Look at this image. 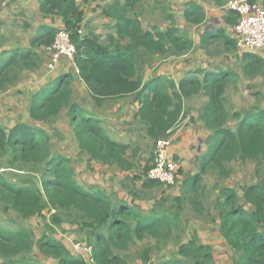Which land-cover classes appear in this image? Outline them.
Returning a JSON list of instances; mask_svg holds the SVG:
<instances>
[{
	"label": "trees",
	"instance_id": "obj_1",
	"mask_svg": "<svg viewBox=\"0 0 264 264\" xmlns=\"http://www.w3.org/2000/svg\"><path fill=\"white\" fill-rule=\"evenodd\" d=\"M141 1L109 2L101 14L114 21L111 27L115 35L101 38L83 31L84 11L76 0H39L40 14L50 21L36 28L30 47L12 53L7 65L12 61L22 63L23 67L38 68L40 58L35 49L50 46L57 30H66L75 46L78 76L90 98L99 105L106 98L132 96L139 104L133 119L154 143L168 138L177 128L184 115V99L201 92L207 101L199 118L210 133L206 149L197 158L198 171L185 180L189 203L196 215L205 212L201 181L208 170L216 172L222 180L232 173L228 166L230 162H256L258 179L243 190V198L252 205V210L245 211L238 204L235 190L226 186L220 188L215 206L219 213L220 234L231 250L230 264H264V109L252 108L243 114L229 113L225 109L221 96L231 81L227 70L214 73L198 69L186 73L177 84L165 76H156L143 83L135 62L139 52L179 55L191 49L192 41L179 34L170 13L165 16L169 20L165 30L156 26L151 31L144 30L140 20L130 14ZM210 1L217 6L226 2ZM158 3L165 13L167 8L161 1ZM226 14L225 22L233 25L236 14L228 9ZM184 18L192 24L201 23L205 19L204 8L190 1L184 10ZM219 36L231 46L229 51H236L235 40L224 36L223 30L215 34L216 38ZM122 41H126L125 44ZM240 68L244 75H256L264 69V56L241 51ZM2 69L3 66L0 68V90L5 88L6 79ZM63 109L73 126L80 153L120 171L129 172L134 168L128 152L135 156V149L130 143L116 141L104 130L101 120L89 115L74 101L72 77L68 73L57 75L51 83L31 95L29 114L34 121L46 123ZM230 116L239 119L235 131L226 126ZM0 153L11 155L6 159L8 162L39 166L44 170L40 186L35 184L34 178L23 177L13 182L7 173L0 172V200L5 203L4 210H12L27 220L44 219L45 208L75 212L82 226L90 230V237L93 236V257L98 264H129L126 258L114 252L113 247L125 250L129 243L146 236L160 240L170 236L171 226L178 225V210L176 213L143 215L125 201L113 203L103 189L79 185L74 179L70 158L51 150L48 135L42 128L22 122L8 130L0 125ZM151 166L145 165L143 169L142 185L145 188L161 185L157 179H147ZM51 220L54 224L62 223L56 214ZM106 226L108 232L104 234L102 230ZM83 243L90 244V239L85 238ZM34 249L44 259L54 260L55 264H84L61 237L42 234L34 239L25 228L11 230L0 225V264H36ZM135 264H153L147 250L140 254V261ZM159 264H214V252L208 243L193 237L178 242L176 256Z\"/></svg>",
	"mask_w": 264,
	"mask_h": 264
},
{
	"label": "crops",
	"instance_id": "obj_2",
	"mask_svg": "<svg viewBox=\"0 0 264 264\" xmlns=\"http://www.w3.org/2000/svg\"><path fill=\"white\" fill-rule=\"evenodd\" d=\"M76 1L84 11L82 23L84 25L83 31L86 34H96L101 38H105L108 34L115 35L111 27L114 21L111 18H105L101 14L102 9L114 0ZM158 1H161L165 8H167L165 13L162 12ZM190 1L196 2L204 8L205 19L201 23L192 24L184 18V10L188 8ZM122 2L123 0H120V3ZM38 5L39 0H0V68L3 66L2 71L6 75L4 81L5 88L0 90V125L8 130L16 123L22 122L46 131V124L50 123L57 132L60 131L64 135L66 143L70 142L71 144V136L66 125V122L70 124L66 109H63L56 117H53L46 123L34 121L29 114L31 95L51 83L57 75L68 73L72 77L74 101L84 110H86L84 107V101H86L88 111L92 112L89 115L101 120V122L106 120L107 128H109L108 134L116 141L125 143L123 138L126 137V133L123 132L120 122L126 118V115L130 113L131 109H135L136 112L139 107L138 102L134 101L132 96L117 99L106 98L97 105L90 98L86 86L78 76L75 62L63 58L56 71L53 73L47 71V47L35 49L40 58L38 68L31 69L30 67H23L22 63L16 64L12 61L7 65L6 61L9 60L12 53L15 51H25L30 47V39L34 35L36 28L41 24L49 23V18H44L40 14ZM134 9L136 13L134 16L140 20L142 28L150 31L154 25L160 30H165L169 26V20L165 16L169 13L172 14L175 27L178 29L179 34L192 41L191 49L179 55L139 52L140 54L135 56V62L138 71L142 75L143 83L156 76H165L174 80L177 84L186 73L194 72L198 69L214 73L219 70H227L230 73L231 81L227 83L221 96V101L225 109L229 113L239 112L241 114L252 108L264 109V69L253 76L244 75L240 68L241 51L237 49L236 45V51H229L231 46L225 42V39L222 36L215 37L218 31L223 30L224 36L234 40L232 36V25L225 22L227 9L224 5L217 6L210 0H142L135 5ZM123 42L125 43L126 41ZM253 53L258 57L264 56L262 52ZM5 62L6 64H4ZM239 62L240 65L238 64ZM198 75L200 78L202 77L200 74ZM197 98H200L201 101L198 104L190 105ZM206 101L207 98L201 92L188 99H184V115L180 122L184 125L186 124L187 129L182 134L179 133V122L177 128L168 138L177 136L178 139H182L181 145L172 144L171 152H169L170 156L174 153L180 158L181 170H183L181 177H186V179L197 172L196 168L195 170L191 168V158L194 157L195 161L206 149V140L210 132L203 127V122L199 118L201 108ZM118 116L120 117L119 120H117ZM238 123L239 119L230 116L226 122V126L229 130L235 131ZM102 126L107 132L103 123ZM46 133L48 134L47 131ZM75 146L78 148L76 138ZM168 147L170 149V146ZM58 152L66 157L70 156L65 147L60 148ZM85 156L88 155L86 154ZM233 162L235 161L230 162L228 166L231 167ZM249 162L252 161L248 160L244 163L248 166ZM90 163L94 168L100 167L95 160H92ZM209 171L211 170L206 172L207 175ZM232 173L230 175L231 182L227 183L229 177L226 178V187L235 190L238 204L245 211L250 212L252 205L245 202L243 190L253 182L246 181L247 183H245L241 180L243 177L242 174L233 175ZM205 178L203 176L204 180ZM185 190H187L186 187ZM204 190L202 186L201 197L203 196ZM216 196L218 197L219 194H216ZM0 202L4 203L1 200ZM4 206L0 209L1 214L4 213ZM216 224V232L220 236L219 241L225 244V249L230 253L229 246L220 234L219 220L216 221ZM68 244L71 245L70 243ZM208 244L214 252L212 244ZM49 260L50 262L47 264H55L54 260Z\"/></svg>",
	"mask_w": 264,
	"mask_h": 264
},
{
	"label": "rangeland",
	"instance_id": "obj_3",
	"mask_svg": "<svg viewBox=\"0 0 264 264\" xmlns=\"http://www.w3.org/2000/svg\"><path fill=\"white\" fill-rule=\"evenodd\" d=\"M130 14L131 16L136 15L135 9H133ZM254 52H262L264 55V49ZM238 64L240 65V62ZM200 101V98H197L193 100L190 105L198 104ZM84 107L88 114L92 113L88 111L86 101H84ZM134 112L135 109H131L130 113L126 115V118L120 122L123 132L126 133V137L123 138L124 142L130 143L131 147L136 151L135 156H130V151L128 152L129 159L134 163V168L129 172L120 171L115 167H108L99 162H97L98 165H100L99 168L92 167L90 163L92 160L88 156H85V153H80L79 148L75 146L73 126L68 122H66V125L71 136V144L70 142L66 143L64 135H62L60 131L57 132L50 123L46 124L45 127L48 132L47 135L51 150L53 152H58L60 148L65 147L69 153L68 155L70 156L68 158H70L71 165L74 169V179L79 185L88 189H103L110 195L113 203L125 201L138 213L143 215H150L152 213L161 214L163 212L176 213V210H178L179 214L176 217L178 225L177 227L171 226L170 236L163 237L160 240L149 236H146L142 240L135 239L133 242L129 243L125 250H119L113 247L114 252L126 258L129 264H135L140 261V254L144 250H147L150 261L153 264H159L166 259H171L176 256L178 242H185L195 237L202 242L212 244L214 248V264H230V253L225 249V244L219 241L220 236L216 232V221L219 220V213L215 206L217 200L216 194H219L221 187L226 186V179L220 180L217 173L213 171H209L208 175H203L206 177L205 180L202 176L201 187L203 186L205 190L201 197V201L206 210L201 215H196L189 203L185 190L186 177H181L183 174V170H181V160L174 153H172V156L180 162V170L177 172L174 184L166 185L161 183L159 187H143L142 182L145 178L143 169L145 165H150L153 162L152 157L155 150V143L146 135L143 127L133 119ZM119 118L118 116L117 120H119ZM102 123L106 127L108 133L109 128H107L106 120L102 121ZM185 126L186 124L184 125L182 122L179 123V133L182 134L184 130L187 129V126ZM169 140L170 149L168 147V151L170 152L172 144L181 145L182 143V139H178L177 136ZM10 157L11 155L8 153L6 155L0 153V172L7 173L8 177L13 178V182L19 181L23 177L34 178L36 181L35 184L37 183V185L40 186V179L44 174V170L41 169V167L24 166L19 162H8L6 159H10ZM191 161V168L194 170L196 168V171H198L197 159L194 161V157H192ZM256 166V162H249L247 166L246 163L235 161L231 164L233 170L232 174H242L243 177L241 180L245 183L255 182L258 179ZM230 178L231 176L227 179V183L231 182ZM176 197L179 200H177ZM3 205L5 204L0 202V209ZM3 211V214L0 213L1 226L8 229L25 228L33 235L34 239L42 234H47L52 237H61L70 244L83 243L85 238H89L90 244L92 243L93 236L90 237V230L82 226L80 220L76 218L75 212L73 211H55L45 208L43 210L44 219L39 217L29 220L22 219L12 210L8 212L5 210ZM54 214L60 217L62 223L54 224L52 222L51 219ZM102 231L104 234H107V226L104 227ZM34 253L35 255L33 256H35V258L33 257V259L36 261V264H47L50 262L49 259L41 257L36 252V249H34ZM1 261L2 258L0 257V262Z\"/></svg>",
	"mask_w": 264,
	"mask_h": 264
},
{
	"label": "built area",
	"instance_id": "obj_4",
	"mask_svg": "<svg viewBox=\"0 0 264 264\" xmlns=\"http://www.w3.org/2000/svg\"><path fill=\"white\" fill-rule=\"evenodd\" d=\"M264 0H227L224 7L233 11L237 18L232 25V36L239 51H257L264 49ZM48 56L46 68L49 73L58 69L61 59L74 62L75 46L69 33L64 29L57 30L54 40L46 48ZM78 73V69H76ZM168 138L155 142L153 163L146 177L157 179L166 185H172L177 177L180 163L170 156ZM74 252L80 256L84 264H98L93 257V246L84 243H72Z\"/></svg>",
	"mask_w": 264,
	"mask_h": 264
}]
</instances>
